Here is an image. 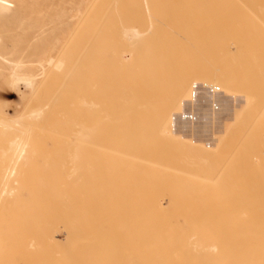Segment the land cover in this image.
<instances>
[{
    "label": "bare ground",
    "instance_id": "obj_1",
    "mask_svg": "<svg viewBox=\"0 0 264 264\" xmlns=\"http://www.w3.org/2000/svg\"><path fill=\"white\" fill-rule=\"evenodd\" d=\"M1 1H3V0H1ZM56 1L57 0H50L49 5L56 4L57 3ZM59 1H60L59 4H62V6L60 8H58V12H56L52 15H48V16L46 15L45 16L42 14V11H40V12H37L33 15L26 16L24 19L19 20V22L17 21V24H19L21 26L25 25L26 21H28L27 25H29V28L34 31L33 32L34 35L32 38H34V37L41 38L42 36H45V34H44L45 32L56 31V32H60V34H61L60 37H61V40L63 42V41H65V39L66 40L68 39L67 36L72 32L71 30L73 29V24L75 23V20L78 19L80 14L84 13L85 17L84 16L81 17V18H83V20H85L86 17L88 18V22H89L88 26L84 29H81V30L78 29L79 31L76 30L77 31L76 33L74 30V35H73L74 38L72 37L74 40L69 41V39H68L69 43L74 42V44L70 43L69 45L72 44L75 46L74 47L72 46L73 51L71 52V50H70V52H68L67 55L70 53V55H73L74 59L72 58L73 60L72 59L67 60L68 56L65 54V52H67L68 48H69L68 47L69 45L67 42H66V44L68 46H65V47H64L65 42L62 43L64 48L68 47V48H66L67 51L64 48H63L64 50H62V53H64V55L67 56V58H65L64 55H63V58H61L62 53L60 51V48L62 47V45L60 46L59 49H57L60 51L59 56H61V57L59 58V56L55 55V56H57L56 57L57 60H55L56 62L54 63V64H56V66L54 64H53V66L56 68V70L58 68L57 71L60 70L58 73L60 74V72H61L62 82L64 80H66V76H68L70 74V72L73 71V64H74L73 61L75 60L76 56H77L76 60H78V61H79V59H82L83 56H85V58H87V61H86L87 64L84 61V64L82 63L83 64L82 67H81V65L78 64V61H77V63L75 62L78 67L79 66L81 67V68L79 67L78 70L79 69L82 70L83 66L85 68L86 65H87V70H88V71L86 70L87 76H85V79H84L83 78L84 73L82 74V72L81 73L77 72L75 69L76 65L74 64L75 65L74 71L77 72L76 74H78L77 77H75V79H79L78 81H80V84L77 87L78 82L74 81V84L76 83L74 86L77 87L76 88L73 86L75 88V94H74V92H71V89L69 88L67 81H66V86L70 90L67 87H63V88H66V91H65V89L62 88V83H61L60 87L64 91L62 93L61 92L62 90H60V93L63 94V96H61V94L60 95L58 94V96H60V98H61L60 110H59V120L56 121V123L54 124L55 126L50 127L48 129L46 127L47 131H45L46 133H44L45 137L41 134V137H43V139L44 138L46 139V137H49V136L52 138V136H53L54 137L53 140L54 141L56 140L57 146L56 145L55 146L58 147V149L55 148V152L57 150V152H56L57 154H54L56 157L58 155V151L60 150L59 147L62 148L61 149L62 152L64 150V152L67 151L66 153H69L68 152L69 146L67 147V149L65 151L64 145L66 146V144L61 146V143L68 140V145H69V144H71L70 139L73 137L76 138V141L73 143L78 145V144H81V142L82 143L85 142L84 146L86 145L87 142H89L88 144H90L91 146H95V145H93L94 142L97 145L95 140H97L96 138L99 137L98 138V140L100 142L99 145L101 146L103 144L102 146H104V144H105V146H104L105 151H103L104 154L102 152L103 156L104 157H105V155H106V157L108 155L111 156V154L106 153V149H107L106 146H108V148L110 147L108 140L105 142H102V143L100 141V138L102 140V136L100 135V133H102V135H103L104 129L100 130V132H99V129L103 128V125L104 124L106 125V123L111 124V125L113 124V127L111 126L112 129L115 127L114 124L116 125L117 123H119L118 124L119 128H120V125H122V126L127 125L128 126V125L132 124L130 127L133 129L134 127L136 128V127H138L137 125H139L138 130H140L141 127L143 129L144 126L146 128L147 126L151 125L152 128L153 127L155 128L154 131H156V128H157L158 129L157 132H159V131L160 132H167L169 135H171L174 138V140L176 139L178 142L180 141L181 144H186V146L189 145V146H191L190 148L197 147V149L198 148L205 149V150L207 149V151H208L209 145L205 144L204 142L192 140L186 136H183L180 134L178 135L177 132H173L170 130V127L172 125V111L174 108L180 107L181 103L183 102L182 97H183L184 91L192 89V86L194 84L195 79H198L200 81L203 80L204 84H206L207 86L212 85L213 88H215V89H221V87H223L224 94H226V95L230 94L231 92H234L236 89H238V92L243 93V97L245 98V104L243 107H241V108L239 107V109H237L235 111V113H233L234 116L232 119L234 121V124L236 121L239 122L241 120L243 113L251 104L257 103V104H255L256 105L255 107L259 108L260 104H259V102L255 101V98L257 97L258 93L260 92V90L262 89V86L264 84V77H263V72H262L263 71L262 68H264V61H262V59L259 58V60H256V61L250 60V62H249V59H245V60H247V64H245V67H244L245 69L242 67V66H244L243 64L245 61L244 62L242 61L243 62V64L241 63L242 69L247 71V74H249V72L250 73L253 72L252 75L249 74V75L245 76L246 72L243 70L240 72H241V74H243L245 72L244 73L245 75H237L236 71L234 70L235 66H234V68H231L228 65L229 62H227L228 63L227 65L225 63V65L227 67L229 66L230 68L223 66L224 65L223 64L222 66H218V67L211 66L213 69L207 68V69L198 70L197 68L201 64L199 59L196 62H193L191 64V59L170 60V59H167L166 56L173 53L171 50L176 51L178 44H180V43L182 45H185L187 43H194V44L198 43L200 45L205 33L210 31L211 29L224 28L230 32H234L235 30L240 31V30H242L243 27H245V29H247L246 22L243 19V15H245V14L250 15L249 19H251L252 15L258 14L259 19H258V17L256 18L257 19L256 20L257 21V29L259 26V30L261 29L264 32V25L261 26V24H260V23L264 24V22H260L261 16H262V19L264 20V0H233V4H230L229 2H224V1L218 2V0H207L206 2L201 1V0H199L197 2H194L193 0H184V1H179V2L176 0H80V1H78V0H59ZM34 5H36L38 8H40V10L43 6V4H41L39 2L34 3ZM130 11H134V13H136L137 19H138V22H137L138 24L132 23L133 21H131V16L129 17L130 14L128 15V13H131ZM216 13H228L231 21H228L227 25H219L218 24V25L214 26V24L211 22L212 21L211 17L213 14H216ZM156 15H160L161 17H163L168 22L163 21V19L161 20L160 18H157V20H156L157 23L155 24V26L153 25L154 23H149V19L151 17H155ZM187 15H189V16H187ZM249 23L253 24V22H251V21H249ZM76 24H77V22H76ZM248 27L252 28V26H248ZM166 29L168 30L170 35H167L164 33L166 31ZM148 33L152 34V36L154 38V42L152 44V47H155V48L160 47L159 48L160 50L158 49V50L153 51V52H151V51L146 52V51L140 50V48H139L140 55H138V56L140 57L142 55V57H140V64H139V60H138V63L136 61V64H138V66H137V68H134V69H136L139 81L134 82V86L136 83L139 82L140 84L138 83L137 87L139 85L141 87L139 89L135 87V91H137V92H133L134 89L130 88V86H131L133 81H136L135 72L133 73L134 69L132 70V67H133L132 61L134 59L132 61L131 60L128 61V59L131 58V55L136 60L138 58H136L137 54L135 56L133 55V53L135 51L133 49H130V47L135 46L136 44H142L141 42L147 43V40L150 39L149 36L147 35ZM69 38H70V35H69ZM72 38H70V39H72ZM255 39L261 40V41H258V43L261 47H263V50L259 49L258 51H256L255 55H259V54L262 55V53L264 52V40L262 39V36H258V35L255 37ZM4 41H5V37L0 34V45L3 44ZM56 41H59V38L56 39ZM178 41L180 43H178ZM224 45H229V46L233 45L235 47L236 44H235L234 39L231 38L230 41H227V43L225 42L222 46H224ZM53 48H51V51H53ZM55 49H56V47H55ZM84 49H86L87 53ZM165 49H167V50H165ZM135 50H136V48H135ZM59 51H57V52H59ZM132 51H134V52H132ZM136 52H137V50H136ZM232 53H233V51L231 52V50H230L228 53V60L231 59L230 54H232ZM186 54H187V51L180 53V55H182V56H186ZM203 54L204 53H201L200 55H203ZM250 54L248 53V55H250ZM1 56H3V55H1ZM45 56H43V59L44 58L47 59ZM238 56H239V54L237 56H235V61L233 60V62L236 63L237 59L239 58ZM127 57H129V58L127 59ZM70 58H71V56H70ZM43 59H42V61H40L41 69H43L45 66V64L43 63ZM48 61H50L51 63L54 62L53 56ZM127 61L129 62L128 65L126 64V63H128ZM50 62H48V63L50 64ZM24 63H28V62L19 60L16 62L15 65L11 64V65H13L12 66L13 70H11L10 79H8V85H10V87L15 88L20 83L24 84L25 90L32 89V87H34L36 79L38 78L39 75L35 74L33 72H30V71L24 70V67H25ZM11 65H10V67H11ZM249 65H250V67H249ZM247 66L249 67V69H247ZM238 67H240L239 64H238ZM37 69H38V67H37ZM44 70H47V69L45 68ZM73 73L74 72H72V74ZM132 73L134 74V77H133ZM42 74L44 75L46 73H44L42 71ZM73 76L71 77V75H70L71 78H69V80H68L70 82V79H71V83H72ZM41 77H42V75H41ZM58 79H59V77H58ZM130 80H131V82H130ZM81 81L83 83V86L81 84ZM167 82H169V84ZM52 83H53V80H52ZM70 85L72 87V84H70ZM121 86L124 87V89ZM47 87L49 88V86H47ZM132 87H133V85H132ZM17 88L19 89V87H17ZM65 92L67 94H65ZM48 95L50 96L51 94H48ZM255 95H256V97H255ZM56 99H58V98L56 97ZM46 101H47V99H46ZM46 101L44 102V104L46 103ZM40 103L43 105V101ZM47 103H48V101H47ZM55 103L56 102H54V104ZM45 105L47 106L48 104H45ZM49 105H51V104H49ZM49 105L47 106V108H50ZM102 105H104V106H102ZM106 106H107V109H105V111H106V113H105L106 115H105L104 114L105 111H102L100 108L101 107L106 108ZM43 107L44 106H42V108ZM42 108H36V107H35V109L32 108V110L29 112L28 119H30V117L35 118L34 120L38 124L40 122L39 120H41V116L43 119L44 115H47V114H45L44 108L43 109ZM54 108L58 109V107H56V106ZM134 108H136L137 110L131 111V109H134ZM108 109H109V111L107 113ZM122 109H124V110L127 109V111L124 112V110H122ZM43 110H44V112H43ZM120 110L124 114L121 113V115H120L118 113ZM256 110H258V109H256ZM260 110L262 113L261 107H260ZM260 110H258V111L260 112ZM75 111H76V113H75ZM99 111L102 114H104L105 116L101 117L102 114L100 113L101 115H99ZM113 111H115L117 113V115H115L116 113L114 114ZM258 111H256L257 114H258ZM82 112L84 114L86 112L85 116H88V120L86 118V123L84 121L85 116L83 117L84 114ZM77 113H78V117L76 116ZM261 113H259L257 119H255V120H258L260 118L259 115H261V119L259 120V123L262 121L264 122V120H262L264 118V117H262L263 113L262 114ZM53 114H56V113H53ZM57 114H58V112H57ZM132 114H134V115L136 114L134 119H133L134 116H132ZM257 114H255V115H257ZM48 115L45 116V118H47ZM39 117H40V119L38 120ZM44 122H45V120H44ZM250 122H249V124H250ZM33 123H34V121L31 122L32 125H33ZM41 123H42V120H41L40 124ZM133 124H136V126H134ZM232 124H233V122H232ZM232 124H226L225 125V129L222 132V135L220 137L218 136V138H217L219 144L222 145V143H224L226 141L227 136H229L230 133H231V135L233 134L231 131H232L234 125H232ZM245 124L244 125L241 124L242 130H243V127H245ZM29 125H30V123H29ZM32 125H30V126H32ZM34 125H35V123H34ZM45 125H46V123H45ZM30 126H29V129L31 130L30 132L32 133L34 131H32ZM24 127L28 128L27 126H24ZM108 127L110 128V126H107V128ZM254 127L256 128V121H255ZM254 127L252 126L251 129L253 130ZM258 127L261 129L260 124H259V126H257V128ZM119 128H118V130H119ZM148 128L149 127H147V130H148ZM239 128H240V126H239ZM239 128L236 130V131H239V132H237L238 135L241 131V129H239ZM246 128L247 127H245V129ZM259 128H258V130L257 129L255 130V133L252 132V134H255V136L257 134V138L255 137L256 140L257 139L259 140V137H258L260 135L259 134L260 133ZM38 129L40 130V128H38ZM43 129H45V128L43 127ZM142 129H141V132H142ZM150 129H151V127H150ZM138 130H136V131H138ZM143 130L146 131L145 129H143ZM26 131H27V129H26ZM37 131L35 130V134L34 133L33 134L36 135ZM101 131H103V132H101ZM110 131L108 129L104 140H106L107 138L110 139L109 138L110 135H108L107 138H106V136H107V134H112V133H113L112 138L110 140L115 139L114 137L117 135L116 132H115L116 135L114 134L115 130L111 131L112 133ZM150 131H152V130H150ZM258 131H259V133H258ZM0 133H2V132H0ZM5 133L6 132H3V135H5ZM31 133H30L29 137L32 136ZM129 133H131V132H129ZM241 133H243V131H241ZM249 133H250V131H249ZM38 134H39V131H38ZM119 134H121V135H119ZM118 135H119L118 137L122 136L123 139L126 137V135L124 137V133H122V132L118 133ZM129 135H131V134H129ZM129 135H128V139H129ZM238 135L236 136V134H235L236 140L234 139V142L237 141V139H239ZM25 136H27V135L25 134ZM36 136H39V138H41L40 134L36 135ZM246 136H248V134ZM32 137H35V136H32ZM159 137L157 140H159ZM162 137H164V135ZM167 137H168V135H167ZM248 137H246V138L251 140L250 138H252V136L250 134ZM143 138L145 140L146 136ZM131 139H132V137H131ZM135 139H136V137H135ZM142 139L140 138L137 141L138 142L142 141ZM163 139H165V137ZM230 139L233 140L232 136H230L229 140ZM69 140H70V142H69ZM160 140H161V138H160ZM171 140H173V139H171ZM229 140H228V143H229ZM249 140H244L242 142H246V144H247V142ZM58 141H60V142H58ZM92 141H93V143H92ZM116 141H118V140L116 139ZM146 141H148V139ZM10 142L11 143L9 144V146L7 148H2L3 155L1 156L4 159V161L7 160V162H8L7 166L8 167H11L13 165V163H16L17 161L18 162L16 164L18 166H20L19 163L21 164V161H23L25 159L24 157H27V158L31 157V163H32V162H34V161H32L33 160L32 158L35 159L36 156H38L37 155L38 150H36L35 147H33V146L31 147L33 151L30 150V148H29V150H27L28 148H25V150H24V146L26 144L25 143H23L24 145L21 144L19 142V139H17V138L11 139ZM29 142H27V143H29ZM57 142H58V144H57ZM118 142L121 145L124 141H122V143L120 141H118ZM129 142H130V140H129ZM107 143H108V145H107ZM252 143H253V147L255 148L254 142H252ZM260 143H262V142H260ZM88 144L86 146H88ZM249 144L250 143H248V145ZM99 145H97V146H99ZM132 145H134V144H132ZM144 145H145L143 148L144 153L142 152L143 150H141V151L137 152L138 155H140V153H141L142 154L141 156H145L146 160H144V162L145 161L148 162V159H150L153 162V163H150L151 161H149L150 165L148 164V167H150L151 164H154V162H155L156 165H157V163H161L160 166L162 169V159L160 160V158H157V157H156L157 159H154L155 157H153V153H154L155 149L154 150L152 149L153 152L150 155L151 150L149 149V151H147L146 142ZM227 145H225V147H227ZM242 145H243V143H242ZM256 145H257V143H256ZM55 146H53V148ZM97 146H95L96 147L95 149H98ZM111 146H112V143H111ZM149 146H150V144H149ZM74 147H75V145H74ZM80 147H82V144L79 145V148ZM116 147L120 148V146H118V145H116ZM253 147L250 145V148L254 149ZM87 148H89V147H87ZM154 148H156V143H155ZM34 149L36 152V156L34 153ZM52 149H50V150H52ZM85 149L86 148H84V150ZM90 149H91V147H90ZM111 149H113V147ZM230 149H231V147H230ZM74 150H73L74 155H72L71 152L69 153V154H71V157L70 156H67V158H65L66 156L62 157V159L64 160V162H62L63 164L67 163L66 159H68V160H69V158L71 159L67 163V165H69V164L70 165L68 167H67V165H65L67 168H70L69 172L65 171V175H64V173H63L64 170L62 171V167H60L62 174L60 173L61 174L60 175L58 173V176L59 175L60 176L63 175V177L65 176V178H64L65 182H67L66 176H67V178L69 177L68 182H69V185L71 183L70 187L68 185L69 188L67 187L65 190H63L65 188V182H64V179L60 176H59L60 179L58 180V181H60V184L57 183L58 181L56 183H54V184H58L57 186H59V190L62 189L61 191L63 192L61 194V192H59V190L56 191V189L58 187H55L54 188L56 191L55 196L61 198V200H62V198L64 200V197H67V199L65 198L67 201L66 202V205H67L66 211H65V206L61 210H60V207H57V208L54 207L53 203H55L54 202L55 196H54V198L51 197L49 192H48V194H49L48 197L44 196V199L46 200V198L49 199V197H50L53 199L52 203H49V202H51V199H50V201L47 200L46 202L43 201V199H41V202L39 205L38 204L39 201H37V200H40V198L39 199L37 198V200L35 202V199H36L34 196V194L36 193L35 190L39 189L38 191H40L41 195L45 194L43 192H47L45 190L43 192H41L42 191V187H41L42 181L41 180L39 183L41 188L39 187V184H37L39 181V178L37 180V177L41 176V174H38V175L36 174V176L35 175L33 176L32 172H34V171H32L31 175L34 177V184L32 185V188H28V189L24 188L25 190H23V191H21V189L19 191H17L18 187L16 188V186H17L16 184H15V187H9L11 180H13L11 176L15 175L14 171H15V168L17 170V165L15 166L14 171L12 170L13 173L12 172L10 173V171H9V173L5 172L4 174H2V173L0 174V185H2V184L4 185V187L0 186V199L1 200L3 199V198H1V196L4 197V195H3L4 193H6L7 196H8V194H10V197H8L9 202H10V200H12L16 196L18 199V202L22 203V207H23V210H21L20 207L17 208V211H18V209H20V213H18L16 211V208L13 209V210H15L14 211L15 213L13 212V210H11L12 213H14L15 215H12L10 213L11 215L9 216V214H8L9 219H10L9 222H7L8 219L6 220L5 217H0V220H2V221H0V244H1L0 245V251L4 252L5 248L3 247L2 243L5 246L6 241L11 239L10 236H12L14 238L16 236H21V237L24 236V239L25 240L27 239L26 241L22 240L23 237L22 238L19 237L21 243L20 242L18 243L16 241L17 244L15 243L16 245H14V246L12 245L13 247H11V248L9 247L10 249H8V250H11V253L14 251V255H16V254L19 255V253H20V255H19L20 257H21V254L24 255L23 253H25V252L27 254L29 253L28 254L29 257L31 254L35 255V253H37L38 251L31 253L32 252L31 249L28 248L30 243H32V245L35 244L34 242L37 240L36 239L37 236H41V235H38L39 233H41L42 236L44 234H47V237H49V234L50 235L54 234V231H57V229L55 230L57 223L61 219L64 220L66 218L65 220H67V221H65V220L64 221L68 222L69 226L73 229V233L76 235L74 242H72V244H71V248L69 247L70 249L69 248L66 249V246L63 245L65 247V249H61V250H59V253H56V252H58V250L57 249L54 250L55 247L51 248L52 244L51 245L49 244L50 246L48 245V243H50L49 241H50V237H52V235L49 237V239L48 238L45 239L43 236V241H44V239H45V241L44 242L39 241L40 244H38L39 242L37 243L38 245H42V246H38L37 244H35V245L38 246L39 249H41V247H42V250L45 249L48 252H45V255H44V253L41 254L42 251L41 252L39 251L40 255H42V256H40V257H38L39 255L33 256V258L35 257V261L33 260L34 262H32V261H30V262L32 264H87L88 262H90L89 260L93 259V258L89 259L91 256L87 257V255L91 251L89 249L91 246V243L93 244V241L94 240L96 241L98 239L96 237H95L96 239H93L94 236H91V232L94 229V225H93L92 219H90V218H93V217H90V216H92V213H89L91 211V209L89 208L90 202H89V205H88L89 207L87 208V210H85L86 208H84V207H87V204L85 205L86 200H84L85 194H84L83 190L85 189V187H87V185L83 184L84 186L82 189V187H81L82 185H80V183L77 182V180H79V181L82 180L81 177L84 174V172H82V171L86 167L89 168V166H85V168H84V166H79L82 164L76 163L77 158H78L76 156L79 153V151L78 150L74 151ZM91 150H93V147ZM114 150H115V146H114ZM123 150L124 149H122L121 151H123ZM256 150H258V149H256ZM259 150H260V148H259ZM0 151H1V149H0ZM24 151H27V152L31 151V153L33 152L32 155H34V157L31 155V153H29L30 154L29 157L27 155L25 156L26 152L23 155L22 153H24ZM86 151H87V149H86ZM111 151H113V150H111ZM249 151H250V149H249ZM95 152L98 155V152L97 151H95ZM108 152H110V149H108ZM114 152H116V150ZM130 152H128V156L131 155V157H132V155H134L136 157V155H137L136 153H134L132 151L134 154H130ZM178 152H180V151H178ZM251 152H250V154H251ZM254 152H256V151H254ZM75 153H77V154L75 155ZM81 153H83V152H81ZM90 153H91V151H90ZM99 153L101 155V150H99ZM119 153H120V149H119ZM145 153L147 156L145 155ZM123 154L125 155V153H123ZM148 154H149V156H148ZM39 155H41V154H39ZM42 155L44 157H47V156H45L46 154L42 153ZM59 155H61V154H59ZM138 155H137V158L141 160V157L139 158ZM246 155H247V153H246ZM20 156H21V159H20ZM43 156H40V157H43ZM49 156H50V154H49ZM109 156L107 158H104V160L111 158ZM157 156H159V154ZM52 157H53V155H52ZM74 157L76 158V161H75V159H73ZM84 157H85V155H84ZM89 157H91V156H89ZM113 157L115 158V156L112 153V158ZM255 157H256L255 164H257L256 162H258L259 164L261 163V166H264V158H262L261 156H259V157L255 156ZM255 157H254V159H255ZM49 158H47V160ZM58 158H59V160H58ZM58 158H57V160L56 159L55 160L60 162L61 161L60 156ZM91 158L93 159V157H91ZM118 158H119V155H118ZM145 158L142 157V161H140V162H143V159H145ZM82 159H84V158L82 157ZM249 159L251 160V164L249 165V163H250V160H249V163L247 162L249 165L248 167L250 168V166H251L252 169L250 168L251 169V171H250L249 168H246L247 166L245 163L243 164V166L241 165V168L244 167V169H246V171H247L245 173H241L242 169H241V171L239 170L240 175L246 174V177L244 175L242 176L243 179L244 178L246 179V181L244 179V182L242 183V188L239 187L238 189H236L235 186H233L234 191L231 188V192H234V194L232 193V196L234 197L236 195L235 196L236 198L235 199L233 198L234 200L230 199L231 201L229 200V202H227V203L231 204V205L227 204L228 205L227 210H226L227 205H226V207H224L225 211H224L223 205L219 207V204L217 203L218 206L216 205L217 206L216 207L214 202L212 201V199L215 197L212 198L211 196L210 197L212 199L210 197H208L213 202L212 204H210V206L209 205L206 207L201 206V205H203L202 201H201L203 198L200 200L201 202L199 204L202 208H200V206H198V203H196L197 205L195 204L196 206H194V204H192V202H191L190 205L192 204L193 206L191 205V207L194 208L195 210L189 208V211H188V209H187V211L189 213L191 212L190 215L192 214L193 217H191L192 215L190 216L187 211H186V214L184 215L185 210L184 211L180 210V213H178V215H180L181 213H183L182 217L189 215L188 216V217H190L189 219L192 218V220H190V221L186 220V219H188V217L186 216V218L183 219V221H184L183 225L180 224V222L176 219L177 217L175 219L168 220V221H166V223H164V224L168 225L167 228L162 226L161 228L157 229V230L164 232L163 234H160L157 236H151L148 239H145L147 234L153 235L154 229L156 227H158L159 224H161V223L152 221L151 219L136 220L135 223L131 220H129L131 223L126 222V220H124L127 224H125V222L121 221V222H123V224L122 223L119 224L118 227H114L111 225L109 227V229H107L105 227V225H109V224L107 223V220H103L99 225L98 231L106 229L108 231H111V233H113L112 231L115 228H117V229L129 230L131 234H133L134 232H138L137 234H135L137 239L134 238V240H137V241H133L134 236L133 237L130 236L131 239H130V237L128 239V237L125 236L123 239H125V240L127 239V241L124 242V240L122 239L121 245L124 242L123 243L124 247H123V250L120 251L121 252L120 255H118L119 251H115L116 249L114 248V244L116 242L114 243L113 241H111L112 242V244H111L109 242V240H111V239H106V240H108V243L107 244L105 243V245H104L105 247H104L101 244H104V242H107V241L103 240L104 242L102 241L103 242L102 243V242H100V240H98L100 242L99 246H100L101 250H98L97 253L99 251H102V253H103L104 248L110 249V246L113 249L114 253L112 255V252H111L112 249H110V251L108 253H111V255H109L107 253L108 256H106L107 254L105 252H107V251L105 249L104 255L101 252L98 253V255L101 253L100 254L101 257H98L97 253H95V256L98 258H95L94 253H93V256H94L96 261H94V259H93L90 263H97L98 261H101L102 264H127L130 261H132L131 263L136 261L135 264H137V262H139V264H142V263L143 264H264V168H261L259 166V164H257L258 166L257 165L256 166L258 167V169H255V164L252 163L254 161L253 158L250 157ZM87 160L89 161V158H87ZM94 160H95V157H94ZM101 160H103V159L101 158ZM132 160H133V157H132ZM156 160H158L157 163H156ZM239 160H240V158H239ZM26 161H28V160L26 159ZM95 161L99 165L102 163V162H100V163L97 162L98 158H96ZM124 161H125V159H124ZM134 161H135V159H134ZM51 162L55 163L54 159ZM51 162H50V165H51ZM78 162H82V161L79 160V158H78ZM85 162H86V160L84 159V163ZM140 162H139V164H140ZM165 162H167V160ZM232 162H233V160H232ZM62 163L59 165L57 163V165L55 164V166L59 167L60 165H62ZM88 163L90 165V162H88ZM114 163H115V161H114ZM208 163H209V161H208ZM241 163H239V165ZM27 164H30V161L28 163H26V165ZM98 164H97V167H98ZM155 164H154V166H156ZM91 165H92V163H91ZM163 165H165L164 160H163ZM31 166H33V165H31ZM39 166H41V165H39ZM43 166H46V167L48 166V170L52 171L51 167L49 165H46V163L44 165L42 163V167ZM51 166L53 167V164ZM229 166H231V165L229 164ZM165 167H166V165H165ZM168 167L169 166L167 165V168ZM213 167H214V165H213ZM88 168L85 171H88ZM143 168L145 169L146 165L143 164ZM158 168H159V166H158ZM151 169L153 170V166ZM18 170L20 171L19 167H18ZM18 170L16 172H18ZM30 170L31 169L29 168V172H30ZM42 170H44V169H42ZM42 170H40V171H42ZM57 170H58V168H57ZM236 170L238 171V168ZM40 171L38 173H40ZM90 171H93V170L90 169L89 172H87V174L90 173ZM101 171H103V170H101ZM155 171H157V169ZM44 172H43L42 176L45 177L47 172L45 174H44ZM81 172L83 174H81V177H80ZM48 173H50V175H52L51 172H48ZM66 173L71 174V176L79 173L78 177L80 179L78 177H76L77 180L75 181V178H73V176L70 177V175L69 174L67 175ZM153 173H155V172H153ZM8 174L11 175L10 176L11 179H9L7 177ZM25 174H27V172ZM236 174H237V172H236ZM55 175H56V180H57L58 176H57V174H55ZM248 175H250V178L252 179L251 181L249 180ZM28 176H30V175H28ZM32 176L30 178L31 184H32V179H33ZM53 176L54 175H52V178H53ZM87 176H85V177L90 178L89 176L88 177ZM90 176H91V174H90ZM18 177H17V179H18ZM49 177L50 176L48 175V179H49ZM85 177L83 176V179ZM22 178H24V176ZM86 178L84 181H86ZM235 179H236V181L237 180L239 181L238 177H236ZM243 179L241 180V182L243 181ZM56 180L54 177V181H56ZM24 181H25V183L27 182L26 180H24ZM44 181H45V178H44ZM44 181L42 182V184L47 183V185H46L47 188L49 185L51 186V184H52L51 182L49 183V182H47V180L45 182ZM49 181H51V180H49ZM75 182H77L78 185L80 186V190H79L78 186H76V190L77 189L79 190V191L77 190V194H78V192L83 191V193H82L83 198H80V200H83L84 202H82V203H81V201L79 202L80 204H83V205L78 204L77 203L78 200L74 199L75 198L74 194L76 192V190H75V192H73L74 187H75L74 186ZM96 182H98V180ZM233 182L235 183V181H233ZM245 182L249 183V187L250 186H252V187L249 189V187L247 186L248 184H246ZM251 182H252V184H251ZM21 184H22V181H21ZM27 184H26V186H27ZM35 184H36V187H35L36 189L33 190ZM63 184H64V188L62 187ZM236 184L238 185V182ZM244 184H245V186L243 188ZM96 185H97V183H96ZM21 186L22 185H20V187ZM28 186H29V184H28ZM37 186H38V188H37ZM60 186H61V188H60ZM213 188H215V189H213ZM219 188H220V186L218 187V189ZM48 189H50V188H48ZM51 189H52V191H51V193H52L54 190H53V188H51ZM212 189L216 190L217 188L212 187ZM212 189L208 188V191H210ZM218 189L216 190L217 194L219 193ZM86 190H87V188L85 189V191ZM221 190H222V188H221ZM224 190L227 191L225 189V186L223 189V193L219 189V191H220L219 197H221L220 194L223 195V194L227 193L226 195H228V196L230 195V194H228V192H224ZM32 191H34V192L31 195L30 193ZM205 191L207 192V189ZM12 192H13L12 195H14L13 198H11ZM203 192H204V190H203ZM213 193L214 194H212V193H210V194L213 196H216V192L213 191ZM53 194H54V192H53ZM58 194H61V195L59 196ZM20 195H25V196L23 198H21ZM36 195H38V194L36 193ZM79 196H81V193L78 195V197ZM238 196H239V198H238ZM38 197H40V195ZM41 197H43V196H41ZM195 197L196 196H194L192 198H194V200H195ZM201 197H205V194L203 196L201 195ZM217 197H218V195H217ZM59 198H57V199H59ZM188 198H190V197H188ZM223 198L225 200L226 197L222 196L221 199H223ZM217 199H215L216 202H217ZM31 200H33V201H31ZM87 200H88V198H87ZM235 200L236 201L239 200V201L236 202ZM56 201H58V200H56ZM74 201H76V203L78 204V205H75V206H77L76 207L77 209L74 208L75 207ZM188 201H189V199H188ZM204 201H206V200H204ZM234 201H235V203H234ZM44 202L45 203L48 202V203L44 204ZM194 202H196V201H194ZM232 202L234 204H232ZM26 203H28V204H26ZM34 203L36 204V206L33 205ZM41 203L43 206H41ZM203 203H205V202H203ZM225 203H226V201H225ZM15 204H18L19 206H21L19 203H15ZM49 204H51V205H49ZM10 205L11 204H9V207H10ZM44 205L46 206V208ZM12 206H14V204ZM47 206H50L52 210L54 209V211H52L50 209V207H47ZM214 206L218 210L216 208H214ZM5 207H6V205H5ZM31 207L35 208L34 211H33V209H31ZM38 207L39 208L41 207L40 208L41 211H38L40 209L37 210ZM175 207H177V206L175 205ZM229 207H230V209H229ZM82 208H83L84 212L82 211ZM219 208L222 210H220ZM73 209H75V210H73ZM177 209H178V207H177ZM183 209H184V207H183ZM47 210L50 212L52 211V213H53V214L51 213L52 215L50 214V212H48L51 215V218L49 217L47 212H44ZM56 210H57L58 214H57ZM174 210H175V208H174ZM219 210H220V212L224 211L223 212L224 215H225V212H227L228 214L230 212V215H232L233 217L230 218L231 216L230 217L228 216V218H227L226 215H225L226 218L224 217V215L223 216L218 215V217H217L216 216L217 211H218V214L220 213ZM42 211H43V213H45V214L47 213V214L45 215V214L41 213ZM61 211H63V212L65 211L66 215L69 212L68 214H71V216L69 217L70 219L68 218L69 215L66 216L65 213L63 214V212H61ZM16 212L18 213V215L16 214ZM31 212H33V213L31 214ZM35 212H36L37 216L38 215L40 216L42 214V218H45L46 216L48 218L42 219V221H41V219H35V220H37V221H35L34 218H39L36 215H34ZM55 212L58 215L57 217L54 214ZM2 213H0L1 216L3 215ZM195 213H196V215H195ZM198 213H199V215H197ZM223 213L221 212L220 214H223ZM89 214H91V215H89ZM59 215L62 216L63 218H60ZM64 215H65V217H64ZM194 215L197 217L199 216V218H197V217L195 218ZM212 215L216 216V217H213ZM176 216H177V214H176ZM31 217H33V219H31ZM219 217H222V219L221 218L219 219ZM3 218L5 219V221ZM56 218L59 219L57 222H56V220H57ZM47 219L54 220L55 225H54V222H52L51 220L47 221ZM132 222L134 223V225ZM39 223H41V224H39ZM68 224H66V225H68ZM131 224L133 226H135V228H133V226L131 227L130 226ZM139 224H143L142 227H139ZM4 226H5V228H4ZM111 228H112V230H111ZM18 230H20V231L18 232ZM114 231H116V229ZM130 233H128V234H130ZM8 237H10V238L8 239ZM53 237H54V235H53ZM68 237H71V236H68ZM108 238H111V237H108ZM33 239H34V241H33ZM114 239L115 238H113V240ZM60 240H62V239H60ZM95 241H94V244H97L98 242L96 241L97 243H95ZM115 241H116V239H115ZM11 242H13V241L11 240ZM25 242H27V244ZM52 242H54V241H52ZM22 243H24V244H22ZM57 243L58 242H56V244ZM109 243H110V246L108 245ZM62 244H66V243H62ZM35 245L33 246V248L36 247ZM116 245H118V244H116ZM48 246L50 248H48ZM56 246H58V245H56ZM67 247H68V245H67ZM2 248H4V249H2ZM12 248H14L13 251H12ZM76 248H77V250H76ZM124 248H126V249L124 250ZM48 249L49 250L53 249V250H51V251H53V253L50 252ZM132 249H134V251ZM17 250H19L18 251L19 253L16 252ZM26 250H30V251H26ZM182 251L185 253V255L182 254ZM115 252H116V254H115ZM0 253H2V252H0ZM5 253H6V251H5ZM11 253L9 256V252H8V256H7L8 258L1 256V255H3V254H1L0 256L4 258V259L0 258V261L2 260L1 263L8 264V263H4V261L8 260L10 258L12 259V257L14 255H13V253L12 254ZM39 253H37V254H39ZM49 253H51L50 255L52 257L54 256V254H56L57 256L55 255L56 257L54 256V258H50L51 256H49ZM82 254L84 256L86 255V258L81 256ZM4 255L6 256V254H4ZM11 255H13V256L11 257ZM28 255H25V256L28 257ZM32 255H31V257H32ZM110 256H113V257L111 258ZM31 257L29 258L30 260H31ZM36 257H38V258H36ZM24 258H26V257H24ZM15 260H16V258H15ZM9 262L11 264V261H9ZM30 262H28V263H30ZM25 263H26V261H25ZM16 264H18V263H16Z\"/></svg>",
    "mask_w": 264,
    "mask_h": 264
},
{
    "label": "rangeland",
    "instance_id": "obj_2",
    "mask_svg": "<svg viewBox=\"0 0 264 264\" xmlns=\"http://www.w3.org/2000/svg\"><path fill=\"white\" fill-rule=\"evenodd\" d=\"M49 1L50 0H3V1L0 2V34L5 37V41L3 42V44L0 45V54L3 55V56L0 55V117H1L0 118V132H2V133H0V135H1L0 136V149H1V151H0V174L1 173L4 174L5 172L9 173V171L11 173L12 170L14 171V168L17 165L16 163L18 162L17 161L16 163H13V165L11 167H8L7 166V164H8L7 160L4 161V159L1 157L3 155L2 148H7L9 146V144L11 143L10 142L11 139L17 138V139H19V142L21 144L25 143L26 145L24 146V150H25V148H28L27 150H29V148H30V150H32V148H31L32 146L35 147L36 150H38V153H37L38 156H36V152H35V149H34V153H35L36 158L35 159L32 158L33 159L32 161H34V162H32L33 164L31 163V157H29L30 156L29 153H31V151H28V152L24 151V153H22L24 155L25 152H26L25 156L27 155L29 158L24 157L25 161L22 159L23 161H21V164L19 163L20 166L17 165V170H18V167H19L20 171L18 170V172H16L17 170L15 168V171H14L15 175L11 176L10 174H8L7 177L9 179H11V177H12V179H13V180H11V182L9 184L10 185L9 187H15V184H16L17 185L16 188L18 187L17 191H19L20 189H21V191H23L25 189L32 188V185L34 184V177L33 176L34 175L36 176V174L37 175L41 174V176L37 177V180L39 178V181H38L37 184L40 183V180L43 182L44 178H45V181L47 180V182H49V183L51 182L52 184H51V186L48 184L50 186V187L48 186V188H50V189H48L47 186H46L47 183H43L42 184V182H41V187H42V191L41 192H43L44 190L47 191V192H43L45 194L41 195L40 191H38L39 189L35 190V192L38 194V195H36V193L34 194V196L36 198V199L34 198L35 202H36L37 198L38 199L40 198V200H37V201H39V203H38L39 205H40L41 199H43V201H45V202L47 200L50 201V199H51V202H49V203H52L53 202L52 198L49 197V199H47L45 197L46 198V200H45L44 196L48 197V195H49L48 192H49L50 196L54 198L55 192L57 190H59V186H57V185L60 184V181H58V180L60 179V177H62L63 179L65 178V176L63 177V175L60 176L62 174L60 167H62V171L64 170L63 171L64 175H65V171L69 172V170H70V168H67L70 164L67 165V163L71 159L70 158H69V160L66 159L67 163L63 164L62 162H64V160L62 159V157L63 156H66L65 158H67V156L71 157V154L74 155L73 150L76 148L74 151L78 150L79 151L78 154L80 156L77 153H75V155L77 154L76 157H78L79 160L82 161V162H78V158H77V162L76 163L82 164V165H79V166H84V168H85V166H89V168L91 170H93V171H90V173L87 174V172H89L90 169L88 167H86L82 171V172H84L85 175L82 172L80 173V177H81V174H83L82 177H81L82 180H80V181L76 179V177H78L79 173H77V174L75 173L76 175H72L73 178H75V181L77 180V182L80 183V185H82L81 186L82 189H83L84 185H87V187H85V189L87 188V190L86 191H85V189L83 190L84 194H85L84 200H86L85 205L87 204V207H84V208H86L85 210H87V208L90 206L89 208L91 209L90 212L88 211L89 213H92V216H90V217H93V218H90V219H92L93 225H94V229L91 232V236H94L93 239L97 238L98 240H100V242H102L103 240L105 241L106 239H111V240H109V242L111 244H112L111 241H113L114 243L116 242L114 244V248L116 249L115 251H119V253L117 252L118 255H120V253H121L120 251L123 250V247H124L123 243L125 241H127V239L125 240L123 238L125 236H127L128 239H129L130 236L131 237L134 236L133 237V241H137V240H134V238L137 239L135 234H137L138 232H134L133 234H131L129 230H123V229H117V228H115L116 231H114L115 229L112 231L113 233H111V231H108L106 229L98 231L99 225H100V223L103 220H107V223L109 224V225H105V227L107 229H109V227L111 225L114 226V227H118L119 224H121V223L123 224V222H125L124 220H126V222H129V223H131L129 221V220H131V221H133L135 223L136 220L151 219L152 221L161 223V224H159L158 227H156L154 229V234L153 235H150V234H147V236L145 235L146 236L145 239H148L151 236H157V235L163 234L164 232H162L160 230H157V229L161 228L162 226L167 228L168 225L164 224V223H166V221H168V220H172V219H175L177 217L176 219L180 222V224L183 225V223H184L183 219H185L187 215L182 217L183 213H181L180 215H178V213H180V210L181 211L185 210V212H184V215H185L187 209H188V211H189V208L190 209H194V208L191 207L192 204H194V206H196L197 205L196 203H198V206H200L199 204L202 201L203 205H201V206H205V207L208 206V205L210 206V204H212L213 202H214L215 206L216 205L218 206V204H219V207L223 205V208L226 207L227 204L229 205L230 203H227V202H229L230 199L234 200L236 198L235 197L236 195L234 197L232 196V193L234 194V192H231V188H232V190L234 188L233 186H235L236 189H238L239 187L242 188V183L244 182V179H245V178L243 179V177H242L244 174L240 175V171H241V169H242L241 173H245L247 171H246V169H244V167L241 168V165L243 166V164L245 163L246 166H247L246 168H249L248 166L251 164V160L249 159L250 157L253 158L254 161L252 163H254V164H255V161H256V157L255 156H258V157L261 156L262 158H264V122L262 121V122L259 123V120L261 119V115H259L260 118L258 120H255V119H257L258 114L261 113L260 107H261L262 113H263L262 117H264V105H263L264 104V84L262 86V89L258 93L257 97L255 95V97H256L255 101L259 102V104H260L259 108L255 107L256 106L255 104H257V103L251 104L245 110V112L243 113L241 120L239 122L236 121L235 124H234V121L232 119L233 116H234L233 113H235V111L237 109H239V107L241 108L245 104V98L243 97V93L238 92V89H236L234 92H231L230 94L226 95V94H224L223 87H221V89H215V88H213L212 85H208L207 86L206 84H204L203 80L200 81L198 79H195L194 80V84L192 86V89L184 91L183 97H182L183 102L181 103L180 107H176L172 111V125L170 127V130L173 131V132H177L178 135L180 134V135L186 136V137H188V138H190L192 140L204 142L205 144L209 145V147H208L209 150L208 151H207V149L205 150V149H201V148H198L199 149L198 150L197 147L190 148L191 146H189V145H187L188 146L187 147L186 144H181L180 141L178 142L176 139L174 140V138L171 135H169L167 132H160V131L157 132L158 131L157 128H156V131H154L155 128L154 127L152 128L151 125L147 126V127H149L148 130H147V127L146 128H145V126L143 127V129H145L146 131H144L142 129V127L140 128V130H138L139 125H137L138 127H136V128L134 127L133 129L130 127L132 124L128 125V126L127 125H125V126L120 125V128L122 129L121 130L119 128V126H118L119 123H117L116 125L114 124V126H115L113 128L115 130L114 131L111 128V126L113 127V124L111 125V124L106 123V125H105L103 123L104 124V125L102 124L103 128L99 127L100 128L99 132H100V130L104 129V133L105 134L103 133V135H102V133H100V135L102 136V140L100 138V141L102 143V142H105V141L108 140V143H109L110 147L111 148L113 147V149H111L110 147L108 148V146H106V148H107L106 149V153L111 154V156L108 155L111 158H108V159L104 160V158H107L108 156L107 157H106V155H105V157L103 156V154H104L103 151H105V147H104L105 144H104V146H102L103 144L101 146L99 145L100 144V142L98 140L99 137L96 138L97 140H95L97 145H99V146H97L95 144V142L93 143V141H92L93 145L97 146L98 149H95L96 148L95 146H91L90 144H88L89 142L86 143V145L88 144V146H86V145L84 146L85 142L84 143L81 142L82 147L79 148V145H81V144L76 145L75 143H73V142L76 141V138H74V137L70 139L71 140V144H69V145H68V140H66V141L62 142L63 144L61 143V146L66 144V146L64 145L65 151H66L67 147L69 146L68 152L69 153L71 152V154L66 153L67 151L64 152V150L62 152L61 151L62 148L59 147L60 150L58 151V155L56 157L54 155V154H57L56 153L57 150L55 152V148L58 149V147H56L57 146L56 145V140L55 141L53 140L54 139L53 136H52V138L49 136V137H46V139L45 138L43 139V137H41V134L45 137V135H44V133H46L45 131H47L48 128L55 126L54 124L56 123V121L59 120V110H60V100H61V98H60V96H58V94L59 95L61 94L60 93V90H62L61 87H60L61 83H62V88L63 87H67L66 86V81H67L68 85H69V88L71 89V92H74V94H75V88L74 87H76V86H74V85L76 83L74 84V81L78 82L77 83V87L80 84V81H78L79 79H75V77H77V75H78L76 73L77 72H79V73L82 72V74L84 73V77H83L84 79H85V76H87V72H86V70H87V65H86L87 64V62H86L87 58H85V56H83V58L79 59V61H78V60H76L77 59V56H76L75 60L73 61L74 64L76 65V63L78 61V64L81 65V67H82V65L84 64V61H85V63H86L85 65L86 66H85V68L83 66L82 70L81 69L78 70V68L80 66L78 67L76 65V67H75V65L73 64V71L72 72H74V73L72 74V72H70V74L68 76L65 75L66 76V80H64L63 82H62L61 72H60V74L58 73L60 70L57 71L58 68L56 70V68L53 66V64L56 62L55 61V60H57L56 57L59 56L60 51H61V53H62V50H64V49L67 51L66 48H68V47H69L68 51L65 52L66 55H67L68 52H70V50H71V52L73 51L72 46L74 47L75 45H72V44L69 45V44L70 43L74 44V42H70L69 43L68 39H69V41L74 40L73 39L74 38V36H73L74 35V30H75V33H76L77 31L86 28L88 26L89 22H88V18L87 17L85 18V20H83V18H81V17L84 16V13L79 15L78 19L75 20V23L73 24V29L71 30L73 33L71 32L69 34L70 38H72V37L73 38L70 39L69 35H68L67 36L68 39L67 40L65 39V41H63V42H65L64 47L69 45L66 48H64L63 45H62L63 42H62L61 37H60V35H61L60 32L48 31V32H45L44 33L45 36H42L41 38H38V37L37 38L36 37L32 38L33 35H34V33H33L34 31L29 28V25H27L28 21H26V24L22 25V26L17 24V21L19 22V20L24 19L26 16L33 15V14H35L37 12H40V11H42V14L45 15V16L46 15L47 16L48 15H52V14L58 12V8H60L62 6V4H59L60 1L57 0L56 1L57 3L53 4V5H49ZM78 1H80V0H78ZM176 1L179 2V1H184V0H176ZM193 1L197 2L199 0H193ZM201 1L206 2L207 0H201ZM220 1L229 2L230 4H233V0H218V2H220ZM36 2H39V3L43 4L41 10L36 5H34V3H36ZM130 12L131 13H128V15L130 14L129 17L131 16V21H133L132 23L133 24H138L137 23L138 19H137L136 13H134V11H130ZM187 16H189V15H187ZM257 17L259 19L258 14L257 15L256 14L252 15L251 19H249L250 18L249 14L243 15V19L246 22L247 29H245V27H243L242 30H240V31L235 30L234 32H230V31H228V30H226L224 28L211 29L210 31L205 33L200 45L198 43H195V44L194 43H187L185 45H182L178 41V43H180V44H178V47H177L176 51L171 50L173 53L169 54L168 56H166V58L170 59V60H175V59H185V60H187V59H191V64L193 62H196L199 59L201 64L197 68L198 70L207 69V68L213 69L211 66L218 67V66H222L223 64H224L223 66L227 67L226 66L228 64L227 62H229L228 65L231 68H234V66H235L234 70L236 71L237 75H245L244 74L245 72H246L245 76H247L249 74L252 75L253 72L252 73L249 72V74H247V71L242 69V67L244 68L245 64H247V60H245V59H249V62H250V60L251 61L252 60L256 61V60H259V58H260V59H262V61H264V52L262 53V55L261 54L255 55L256 51H258L259 49L263 50V47H261L259 45V43H258V41H261V40H256L255 37L257 35L258 36H262V39L264 40V37H263L264 36V32L261 29L259 30V26H258V29H257V21H256ZM157 18H160L161 20L163 19V21L168 22L167 20H165L160 15H156L155 17H151L149 19V23H154L153 25L155 26V24L157 23L156 22ZM211 20H212L211 22L214 24V26H216L218 24L219 25H227L228 21H231L230 16L228 15V13H216V14H213L212 17H211ZM249 21L253 22V24H250ZM76 22H77L78 25L76 24ZM260 22H264V20L262 19V16H261V21ZM260 24H261V26L264 25L263 23H260ZM248 26H252V28H249ZM164 33L167 34V35H170L167 29H166V31ZM147 35L150 38L149 40H147V43L146 42H141L142 44H136L135 46L130 47V49H133L135 51V52L132 51V52H134L133 55L135 56L137 54L136 58H138L136 60L132 55H131V58H129L130 56L127 57V59L129 58L128 61H130V60L132 61L134 59L132 61V63H133L132 70L134 68H137V66H138V64H136V61L138 63V60H139V64H140V57H142V55L140 57L138 56V55H140L139 48H140V50H143V51H146V52L147 51L153 52V51H156V50H158L160 48V47L159 48L152 47V44L154 42V38H153L152 34L148 33ZM58 38H59V41H56V39H58ZM231 38L234 39V41H235V44H236L235 47L233 45H231V46H229V45L222 46L225 42L227 43V41H230ZM66 42L68 43V45L66 44ZM61 45H62V47H61L62 49L60 48ZM55 47H56V49H55ZM51 48H53V51H51ZM59 48H60V51L57 50ZM135 48H136L137 52H136ZM84 50L86 51V49H84ZM165 50H167V49H165ZM230 50H231V52L233 51L234 54L233 53L230 54L231 59L228 60V53H229ZM57 51H59V52H57ZM184 51H187L186 56L180 55V53L184 52ZM86 53H87V51H86ZM201 53H204V54L200 55ZM248 53L249 54L251 53V54L248 55ZM238 54H239V56H238L239 58L237 59V61L235 63V62H233V60L235 61V56H237ZM55 55H57V56H55ZM63 55H64V53H62V55H61L62 57L59 56V58L60 57L63 58ZM69 55H70V53L67 55L68 56L67 60L73 58V55H70L71 58H70ZM43 56H45L47 59H45V58L43 59ZM52 56L54 58V62L51 63L48 60ZM67 56H65V58H67ZM42 59H43V63L45 64L43 69H41V67H40V61H42ZM19 60L28 62V63H24V65H25L24 70L30 71V72H33V73L39 75L38 78L36 79L35 85H34V87H32V89L25 90V87H24L23 83H20L21 85L19 84L20 86L19 85L17 86V87H19V89L17 87L13 88V87H10V85H8V79H10L11 70H13L12 66L15 65L16 62L19 61ZM242 61L243 62L245 61L244 64H243ZM48 62H50V64ZM225 63H226V65H225ZM241 63L244 66H242ZM11 64H13V65H11ZM126 64L128 65L129 62L126 63ZM238 64H239L240 67H238ZM10 65H11V67H10ZM54 65L56 66V64H54ZM229 66L227 68H230ZM37 67H38V69H37ZM74 67H75L77 72L74 71L75 70ZM249 67H250V65H249ZM249 67L247 66V69H249ZM45 68L47 70H44ZM262 69H263L262 72H263V77H264V68H262ZM242 70L245 71L243 74H241V72H240ZM42 71L44 73H46V74L43 75ZM134 72H135V76H136V78H135L136 81L132 82L130 88L134 89L133 92H137V91H135V87L139 89L141 86L139 85L137 87V84L139 82L136 83L135 86H134V82L139 81L136 69H134L133 73ZM41 75H42V77H41ZM70 75H71V77L74 75L73 79H72V83H71V79H70V82L68 81L69 78H71ZM58 77H59V79H58ZM133 77H134V74H133ZM52 80H53V83H52ZM130 82H131V80H130ZM167 83L169 84V82H167ZM70 84H72V87H71ZM81 84L83 86L82 81H81ZM132 85H133V87H132ZM47 86H49V88ZM122 88L124 89V87H122ZM63 89H65V91H66V88H63ZM63 91L64 90H62L61 92L63 93ZM48 94H51V95L49 96ZM65 94H67V93L65 92ZM61 96H63V94H61ZM56 97L58 99H56ZM45 98L47 99L48 103H47ZM44 100L46 101L45 104H48V105L51 104V105H49L50 108H47L48 105L46 106L44 104V102H45ZM42 101H43V105L40 103ZM54 102H56V103L54 104ZM42 106H44L43 108L45 110V114H47V115L49 114L47 118H45V116H47V115H44L43 119L45 120V122L42 119V116H41V120H42L41 124H40L41 120H39L40 117L38 118V120L40 121L38 124L35 122V120H34L35 118H31L30 117V119H28L29 112L32 110V108H34V109H35V107L36 108H42ZM55 106L58 107V109L57 108L55 109L54 108ZM102 106H104V105H102ZM103 108L104 107H101L100 109L102 111H105V109H107V106H106V108H104V109ZM256 109L260 110V112L258 110H256ZM44 110H43V112H44ZM122 110H124V109H122ZM135 110H137V109L136 108L131 109V111H135ZM108 111H109V109L107 110V113H108ZM115 111H113L114 114L117 112V111L116 112ZM126 111H127V109L124 110V112H126ZM256 111H258V114H257ZM57 112H58V114H57ZM53 113H56V114H53ZM75 113H76V111H75ZM100 113L101 112L99 111V115L102 114V113L101 114ZM105 113H106V111L104 112V114ZM118 113L121 115V113H123V112H121V110H120ZM104 114H102L101 117H104L106 115V114L105 115ZM255 114H257V115H255ZM85 115H86V112L83 115V117ZM115 115H117V113ZM76 116L78 117V113H77ZM132 116H134L133 117V119H134L136 114L135 115L132 114ZM86 118L88 120V116H85V120H84L85 123H86ZM230 120L233 122V124H232V122ZM262 120H264V118ZM32 121H34V123H35V125L33 123L34 126L31 124ZM255 121H256V128L254 127ZM249 122H250V124H249ZM29 123L32 126H30ZM45 123H46V125H45ZM258 123L260 124L261 129L258 127L259 130H260V133H259V131H258V133L260 135L258 134L259 135L258 136L259 140L258 139L256 140L255 137L257 138V134L255 136V134H252V132L255 133V130L256 129L258 130V128H257V126H259ZM226 124H232V125H234L235 128L233 127L234 130L232 129V131H231L233 134L231 135V133H230V135L227 136V139H226L227 142L225 141L221 145V144H219L217 138H218V136L220 137L222 135V132L224 131ZM241 124H243V125L245 124V127H247V128L245 129V127H243V130H242ZM23 125L27 126L28 128L24 127ZM133 125L136 126V124H133ZM29 126L31 127L32 131H34V132H32V133L30 132L31 130L29 129ZM107 126H110V128L109 127L107 128ZM239 126H240V128H239ZM252 126L254 127L253 130L251 129ZM37 127L40 128V130ZM43 127L45 129H43ZM46 127H47V129H46ZM150 127H151V129H150ZM118 128H119V130H118ZM238 128L241 129V131H243V133H241V131H240V133L238 135L237 132H239V131H236ZM26 129H27V131H26ZM108 129H109V131L110 130L114 131V134L116 132L117 135L115 134L116 135L114 137L115 139L110 140L112 138V134H113L110 131L112 134H107V136H106V138H107L108 135H110V137H109L110 139L107 138L106 140H104ZM141 129H142V132H141ZM35 130L39 131V134H40L41 138H39V136H36V135H39L38 131L36 132V135H34L35 134ZM136 130H138V131H136ZM150 130H152V131H150ZM249 131H250V133H249ZM3 132H6L5 135H3ZM101 132H103V131H101ZM121 132L124 133V137L126 135V137L124 139L122 138V136L118 137L119 135H121V134L118 135V133H121ZM129 132H131V133H129ZM30 133H31L32 136H35V137H32V136L29 137ZM25 134L27 136H25ZM129 134H131L132 136L129 135ZM235 134H236V136L238 135V138H239V139H237L238 142L237 141L234 142V139L236 140ZM247 134H248V136H249V134L252 136V138H250L251 140L246 138V137H248V136H246ZM128 135H129V139H128ZM163 135H164L165 139H163L164 138V137H162ZM167 135H168V137H167ZM130 136L132 137L133 140L131 139ZM145 136L148 139V141H146L147 140L146 138L144 140L143 137H145ZM230 136H232L233 140H231V139L229 140ZM135 137H136V139H135ZM158 137H159V140H157ZM140 138L141 139L143 138V139H142V141L138 142L137 140L140 139ZM160 138H161V140H160ZM116 139L118 141H120L121 143H122V141H124V142L120 145V143L118 141H116ZM171 139H173L174 141L171 140ZM70 140H69V142H70ZM129 140H130V142H129ZM228 140H229V143H228ZM244 140H249V141L246 144V142H242ZM27 142H29V143H27ZM58 142H60V141H58ZM58 142H57V144H58ZM145 142H146L147 151H149V149L151 150L150 151V155L153 152L152 149L153 150L155 149L154 153H153V157H155L154 159H157V158H160V160L162 159V169H161V166H160L161 163H157V161L159 159L156 160L157 165L154 162V164L156 166H154V164H151V166L148 167L149 161H151V160L148 159V162L145 161L146 162L145 163L144 162V160H146L145 156H141L142 155L141 153H140V155H138L137 152L143 150V148L145 146L144 145ZM252 142H254L255 148L253 147V143ZM260 142H262V143H260ZM108 143H107V145H108ZM111 143H112V146H111ZM155 143H156V148H154ZM242 143H243V145H242ZM248 143H250V144L248 145ZM256 143H257V145H256ZM132 144H134L136 147L134 145H132ZM149 144H150V146H149ZM74 145H75V147H74ZM116 145L120 146V148L116 147ZM225 145H227V147H225ZM250 145L255 150L250 148ZM53 146H55V147L53 148ZM114 146H115L116 152H114L115 151L114 150ZM83 147L86 148L88 152L86 151V149L84 150ZM87 147H89V148H87ZM90 147H91V149L93 147V150H91ZM230 147H231V149H230ZM259 148H260V150H259ZM50 149H52L54 152L52 150H50ZM108 149H110L111 153L108 152ZM119 149H120V153L121 154L119 153ZM122 149H124V150L121 151ZM249 149H250V151H249ZM256 149H258V150H256ZM89 150L91 151V153H90ZM99 150H101V155L103 157L100 155ZM111 150H113V151H111ZM80 151L83 152V153H81ZM95 151L98 152V155H97V153ZM130 151L131 152L133 151L134 153H136L139 158L141 157V160L137 158V155H136V157L134 155H132V157H133V160H132L131 155H129L130 157L128 156V152H130ZM178 151H180V152H178ZM254 151H256V152H254ZM102 152H103V154H102ZM131 152H130V154H134L133 152L132 153ZM142 152L144 153V150ZM250 152H251V154H250ZM32 153H31V155H32ZM42 153L46 154L45 156H47V157H44L42 155ZM112 153L115 156V158L114 157L112 158ZM123 153H125V155ZM246 153H247V155H246ZM39 154H41V155H39ZM49 154H50V156H49ZM59 154H61V155H59ZM158 154H159L160 157L157 156ZM52 155H53L54 158L52 157ZM84 155H85V157H84ZM118 155H119V158H118ZM145 155H146V153H145ZM21 156H20V159H21ZM32 156L34 157V155H32ZM40 156H43V157H40ZM59 156H60V159H61L60 162L62 163L63 166L60 165L59 167L58 166L56 167L55 164L56 165H57V163H58V165L61 164L60 162L56 161ZM89 156L93 157V159L91 157H89ZM148 156H149V154H148ZM82 157L86 160L85 163H84V159H82ZM94 157H95V160H96V158H98L97 162H99V163L102 162V163L100 165L98 163H96V161L94 160ZM142 157L145 158V159H143V162H140V161H142ZM254 157H255V159H254ZM47 158H49V159L47 160ZM87 158H89V161L87 160ZM101 158L103 160H101ZM239 158H240V160H239ZM26 159L28 161H26ZM53 159H54L55 163L51 162ZM73 159H75V161H76L75 157ZM124 159H125V161H124ZM134 159H135V161H134ZM58 160H59V158H58ZM163 160H164V164L166 165V167H165V165H163ZM166 160H167V162L168 161L169 162L168 163L165 162ZM232 160H233L234 163L232 162ZM249 160H250V163H249ZM29 161H30V164L26 165V163H28ZM114 161H115V163H114ZM208 161H209V163H208ZM50 162H51V165L53 164V167L50 165ZM88 162H90V165H89ZM139 162H140V164H139ZM247 162L249 163V165H248ZM42 163H43V165L45 163H46V165H49L51 167L52 171L48 170V166L47 167L46 166L42 167ZM91 163H92V165H91ZM150 163H153V162L151 161ZM239 163H241V164L239 165ZM256 163L259 164L258 162H256ZM97 164H98V167H97ZM143 164L146 165L145 169L143 168ZM229 164L231 166H229ZM257 164H255V169H258V167H257L258 165ZM31 165H33V166H31ZM39 165H41V166H39ZM65 165H67V167ZM167 165L169 166L168 168H167ZM213 165H214V167H213ZM152 166H153V170L151 169ZM158 166H159V168H158ZM259 166L261 168H264V166H261V163L259 164ZM29 168L31 169L30 172H29ZM57 168H58V170H57ZM87 168H88V171H85ZM237 168H238V171L236 170ZM250 168H251V166H250ZM250 168H249V170L251 171L252 168L251 169ZM42 169H44V170H42ZM156 169H157V171H155ZM38 170L39 171L42 170L43 172L45 171L44 174L46 172L47 173L51 172V174L54 175V176L52 178V175H50V173H48V174L46 173L47 176L45 175V177H44V176H42L43 172L40 171V173H38L39 172ZM101 170H103V171H101ZM32 171H34V172H32ZM152 171L155 172V173H153ZM26 172H27V174H25ZM31 172L33 173V176L31 175L32 174ZM236 172H237L238 175L236 174ZM58 173L59 174L61 173L59 175L60 177L58 176ZM55 174H57V176H58L57 180H56V175ZM66 174L68 175L69 173H66ZM90 174H91V176H90ZM28 175H30V176H28ZM48 175L50 176L49 179H48ZM69 175H70V177H72L71 174H69ZM87 175L90 178H86L85 176H87ZM23 176H24V178H22ZM31 176L33 178L32 179V184L30 183ZM83 176L86 178V181H84L85 178L83 179ZM244 176L246 177V174ZM17 177H18V179H17ZM54 177H55L56 181H54ZM236 177H238L239 181L238 180L236 181V179H235ZM248 177H249V180L251 181L252 179L250 178V175H248ZM68 178L66 176L67 182H65V179H64L65 188H64V184H63L62 185V187L64 188L63 190H65L68 187V185H69V182H68L69 179ZM241 178L243 179L242 182H241V180H242ZM24 180H26L27 182L25 183ZM49 180H51V181H49ZM97 180H98V182H96ZM232 180L235 181V183ZM21 181H22V184H21ZM245 181H246V179H245ZM56 182L58 184H54ZM77 182H75V185H74L75 187H74L73 192H75L76 186H78V188L80 190V186L78 185ZM95 182L97 183V185H96ZM237 182H238V185L236 184ZM27 183L29 184V186H28ZM26 184H27L28 187L26 186ZM246 184H248L247 186L249 187V183H246ZM251 184H252V182H251ZM20 185H22V186L20 187ZM70 185H71V183H70ZM70 185H69V187H70ZM0 186L4 187L3 184L0 185ZM219 186H220L219 189H220V191H222V193H223V189H224V186H225V189L227 191L224 190V192H228V194H230L229 196L226 195L227 193L223 194V195L220 194L221 197L222 196L226 197L225 200H224V198L221 199V197H219V193H220V191L218 189ZM244 186H245V184L243 185V188H244ZM35 187H36V184L34 185L33 190L36 189ZM39 187H40V184H39ZM55 187H58L56 189V191L54 189ZM212 187H216L218 189L219 193L217 194V191H216L217 189L213 190L215 188L212 189ZM251 187L252 186H250L249 189ZM37 188H38V186H37ZM51 188H53L54 194H53V192L51 193V191H52ZM60 188H61V186H60ZM208 188L212 189V190H210L211 192L208 191ZM221 188H222V190H221ZM206 189H207V192L205 191ZM61 190H59V192H61V194H62L63 192ZM77 190H76L75 194L73 193L75 195L74 199L78 200L77 203L80 204L79 203L80 201H81V203L84 202L83 200H80V198H83L82 197L83 191L82 192H78V194H77ZM203 190H204V192H203ZM213 191L216 192V196H213V195L210 194V193L214 194ZM33 192L34 191H32L30 194L32 195ZM80 193H81V196L78 197V195ZM12 194H13V192L11 193V198L14 197V195H12ZM61 194H58V195L60 196ZM204 194H205L206 198L205 197H201V195L203 196ZM3 195H4V197L1 196V198H3V199L5 198L6 200L5 199L4 200L0 199V203H1L0 204V207H1L0 208V213L3 212L2 213L3 215L1 216V214H0V217H5L6 220L8 219L7 222H9V220H10L9 216L11 214L15 215L14 214L15 210H13V209L16 208V211H17V208L20 207V209L23 210V207H22V203L18 202V199H17L16 196H15L16 198L15 197L13 198L14 200L12 199L9 202L8 201V197H10V194H8V196H7V194L4 193ZM39 195H40V197H38ZM217 195H218V197H217ZM24 196L25 195H20L21 198H23ZM41 196H43V197H41ZM194 196H196L195 200H194V198H192ZM210 196L212 198L213 197H215V198L212 199ZM188 197H190V198H188ZM208 197H210L213 202ZM57 198H59V197L55 196V198H54V200H55L54 201L55 203H53L54 207L55 208L60 207V210H61L65 206V211H66V209H67L66 208V206H67L66 205L67 197H64V200H63V198H62V200H61V198H59L60 200L57 199ZM87 198H88V200H87ZM238 198H239V196H238ZM188 199H189V201H188ZM215 199H217V202H216ZM56 200H58V201H56ZM204 200H206V201H204ZM31 201H33V200H31ZM194 201H196V202H194ZM225 201H226V203H225ZM235 201H234V203H235ZM238 201H236V202H238ZM45 202H44V204L48 203V202L47 203H45ZM89 202H90V205H89ZM191 202H192V204L190 205ZM203 202H205V203H203ZM220 202L221 203L223 202V203L221 204ZM15 203H19L21 206H19L18 204H15ZM75 203H76V201H74V206L78 205L77 203L76 204ZM234 203L232 202V204H234ZM9 204H11L10 207H9ZM13 204H14V206H12ZM26 204H28V203H26ZM5 205H6V207L8 206L9 208L8 207L6 208ZM33 205L36 206L35 203ZM49 205H51V204H49ZM80 205H83V204H80ZM175 205L178 207V209H177V207H175ZM228 205L226 207V210L228 208ZM41 206H43L42 203H41ZM201 206H200V208H202ZM215 206H214V208L217 207V206L216 207ZM47 207H50V206H47ZM76 207L77 206H75L74 208H76ZM183 207H184V209H183ZM35 208L31 207V209H33V211H34ZM40 208L38 207L37 210L40 209ZM45 208H46V206H45ZM174 208H175V210H174ZM20 209H18V211H17L18 213H20ZM50 209H51V207H50ZM229 209H230V207H229ZM11 210H13L14 213H12ZM73 210H75V209H73ZM220 210H222V209H220ZM220 210H219V212H220ZM38 211H41V209L38 210ZM52 211H54V209ZM52 211L50 212V211L47 210V211H44V212H47V213L50 212V214H51ZM65 211L64 212L61 211V212H63V214H64ZM82 211L84 212L83 208H82ZM224 211H225V208H224ZM224 211H221V212L223 213ZM17 212H16V214L18 215ZM56 212H57V210H56ZM56 212L54 214L57 217L58 216L57 215L58 212H57V214H56ZM32 213L33 212H31V214ZM41 213H43V211ZM68 213H67V215H69L68 216V218H69L71 216V214H68ZM190 213H189V215H190ZM220 213L218 214V211H217V215L216 216L218 217V215H220V216L224 215V213L223 214H220ZM226 213L227 212H225V215L227 216V218H228V216L229 217L231 216L230 218L233 217L232 215H230V212H229V214L227 213L228 215ZM8 214H9V216H8ZM43 214H45V213H43ZM50 214L48 213L49 217L51 218V215L53 213L51 215ZM176 214H177V216H176ZM34 215H36V212L34 213ZM65 215H66V213H65ZM65 215H64V217H65ZM89 215H91V214H89ZM195 215H196V213H195ZM195 215H194V217L196 218L197 216H195ZM197 215H199V213ZM225 215H224V217H225ZM216 216H213V217H216ZM37 217H39V218H34V220L35 219H41V221H42V219L48 218L47 216L46 217L44 216L45 218H42V214L40 216L38 215ZM59 217L63 218L60 215H59ZM191 217H193V215ZM189 218L190 217H188V219H186V220H189V221L192 220V218L191 219H189ZM197 218H199V216ZM220 218L222 219V217H219V219ZM5 219H4V221H5ZM31 219H33V217H31ZM56 219H57L56 220V222H57L59 219L58 218H56ZM50 220L51 219H47V221H50ZM64 220L61 219L57 223V226H56L55 230L57 229L58 232L54 231V234H51L52 237H50L51 235L49 234V237H50V241L49 242L50 243H48V245L52 244L51 248L55 247L54 250H56V249L58 250V252H56V253H59V250H61V249H65L64 246H66V249L69 248V247L71 248V244H72V242H74L75 237H76V235L73 233V229L69 226L68 222H65L67 220H65V221ZM0 221H2V220H0ZM35 221H37V220H35ZM51 221L54 222V225H55V221L54 220H51ZM121 221H123V222H121ZM126 222H125V224H127ZM134 223H133V225H134ZM39 224H41V223H39ZM66 224H68V225H66ZM133 225L131 224L130 226L132 227ZM142 225L143 224H139V227H142ZM4 228H5V226H4ZM133 228H135V226H133ZM20 230H18V232ZM111 230H112V228H111ZM128 233H130L131 235L128 234ZM38 235H41V236H37V238H36L37 240L34 242L35 244H37L39 241L40 242H44L46 238L49 239V237H47V234L43 235L44 238H45L44 241H43L42 234L39 233ZM53 235H54L55 238L53 237ZM68 236H71V237H68ZM10 237H11V239H9ZM10 237H8L9 240L6 239L7 241H6L5 246L2 243L3 247L5 248V249L2 248V249H4V252L0 251V252H2V253H0V255L3 254L1 256L6 257V258H8L7 257L8 256V252H9V256H10V253H11V250H8V249H10L14 245H16L17 244L16 241L19 243L20 242V238L19 237H21V236H16L15 238L12 237V236H10ZM22 237H21L22 240H25L24 236H22ZM108 237H111V238H108ZM131 237H130V239H131ZM113 238H115L116 241H115V239L113 240ZM34 239H33V241H34ZM60 239H62V240H60ZM122 239L124 240V242L121 245ZM11 240L13 242H11ZM98 240H96L98 243L94 240L95 243H97V244H94V241H93V244L91 243V246L89 248L91 251L89 250L90 252L87 255V257L91 256L89 259L93 258L94 261H96L95 258L101 257L100 254L102 253V251H99V252H101L99 254L100 256L98 255L99 252L97 253L98 250H101V248L99 246L100 242ZM52 241H54V242H52ZM55 241L58 242V243L56 244ZM106 241L107 242H104V244H101V245L104 246L105 243L107 244L108 240H106ZM40 242L38 244H40ZM25 243L27 244V242H25ZM60 243L61 244L62 243H66V244H62L61 245ZM110 243L108 244L109 246H110ZM22 244H24V243H22ZM35 244L32 245V243H30L31 246L28 244L30 246V247L28 246V248H30L31 251H32L31 253H34L36 251H38L37 253H39V251L40 252L42 251L41 254L44 253V255H45V252H48L44 248H43L44 250H42V247H41V249L38 248V246H42V245H38L37 244L38 246H36ZM116 244H118V245H116ZM34 245L36 247L33 248ZM56 245H58V246H56ZM67 245H68V247H67ZM49 246H48V248H50ZM60 246L61 247L63 246V247L61 248ZM105 249L106 248H104V250H103L104 252H105ZM110 249H112L111 246H110ZM110 249H106L107 252H105V253L107 254L110 251ZM125 249L126 248H124V250ZM13 250H14V248H12V251ZM51 250H53V249H50L49 251L53 253V251H51ZM76 250H77V248H76ZM132 250L134 251V249H132ZM5 251H6V253H5ZM18 251L19 250H17L16 252L19 253ZM26 251H30V250H26ZM104 252L102 253L103 255H104ZM111 252H112V255H113V253H114L113 249H112ZM12 253L14 255V251ZM37 253H35V255L31 254L32 257L30 255L31 260L29 259L30 258L29 255H28L29 253L27 254L25 252V253H23L24 255L21 254V257L19 256L20 253H19V255H17L15 253L16 255H14V256L11 255V257L13 256L12 259L9 257L10 259L5 260L4 263L10 264L9 261H11V264H16V263H18V264H27L30 261L34 262L35 261V257L33 258V256H38V255H39L38 257L42 256V255H40V253L39 254H37ZM93 253H94V256H95V253H97L98 257L95 256V258H94ZM4 254H6V256ZM50 254L51 253H49V256H51ZM108 254L111 255V253H108ZM108 254L106 256H108ZM115 254H116V252H115ZM182 254L185 255V253L183 251H182ZM25 255H28V257L25 256ZM55 255L56 254H54V256ZM1 256H0V258L4 259ZM54 256L53 257L51 256L50 258H54ZM81 256L86 258V255L84 256L82 254ZM14 257L16 258V260H15ZM24 257H26L27 259L24 258ZM38 257H36V258H38ZM110 257L112 258L113 256H110ZM92 260H89V261L91 262ZM25 261H26V263H25ZM1 262H2V260L0 261V264H3ZM90 262H88L87 264H89ZM131 262L132 261H130L127 264H135L136 261L133 262V263H131ZM28 264H32V263L30 262ZM90 264H102V262L98 261L97 263H90ZM137 264H139V262H137Z\"/></svg>",
    "mask_w": 264,
    "mask_h": 264
}]
</instances>
